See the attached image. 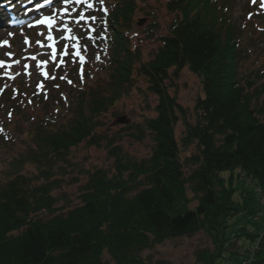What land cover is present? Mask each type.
I'll return each mask as SVG.
<instances>
[{"label":"trees","instance_id":"1","mask_svg":"<svg viewBox=\"0 0 264 264\" xmlns=\"http://www.w3.org/2000/svg\"><path fill=\"white\" fill-rule=\"evenodd\" d=\"M11 1L0 0L8 6L0 9V25L11 22L9 16L21 19L19 6ZM165 2L173 18L158 36L160 45L152 58L143 61L139 50L131 46L136 0H103L102 4L95 0L98 32L96 38L82 40L90 51L82 76L72 70L79 86L63 114L64 118L70 114V121L63 123L55 114L54 120L44 117L29 122L25 154L31 158L30 146L35 144L41 152L36 162L53 165L84 142L108 150L114 173L102 169L90 173L79 190V204L72 208L58 207L51 193L59 178L37 183L20 172L4 177L0 182V264H104L103 251L115 264H152L150 258L141 257L143 251L198 232L209 236L213 248L196 253L199 264H216L239 237L256 241L259 249L252 264H264V240L244 229L233 235L227 232L229 221L245 209L252 193H241V201L233 198V171L255 180L256 193L264 201V99L253 102L264 94V61L248 69L243 65L251 52L246 43H254V28L252 24L242 29L232 26L226 0ZM249 7L246 14L264 12L258 3ZM263 18L264 13L260 17L264 25ZM218 19L221 27L217 29ZM184 67L201 77L202 95L194 103V122L184 123L178 142L175 125L185 117V110L169 90ZM133 74L143 77L147 91L156 97L154 115L146 117L142 126L122 123L137 131L136 140L152 136L151 152L140 160L112 147L107 136L98 134L94 121L114 97L126 91ZM45 91V96L15 97L12 90L4 89L0 117L5 120L0 128L14 114L25 118L27 105H37V96L55 110L57 93ZM192 144L195 153L181 159V149ZM184 165L192 167L187 174ZM224 171L230 172L228 180L220 176ZM188 191L196 202L193 207Z\"/></svg>","mask_w":264,"mask_h":264},{"label":"rangeland","instance_id":"2","mask_svg":"<svg viewBox=\"0 0 264 264\" xmlns=\"http://www.w3.org/2000/svg\"><path fill=\"white\" fill-rule=\"evenodd\" d=\"M136 2L138 9L130 33L131 46L138 49L142 60L146 61L154 55L160 45L158 36L167 31V26L173 16L166 10L165 0H136ZM251 2L252 0H226L225 2L229 6L228 12L232 26L242 29L245 25L252 24L250 26L254 28L252 30L255 37L254 43H246L251 52L243 60L244 69L261 66L264 61V25L260 22V17L264 12L256 11L252 14H246L251 10L249 7ZM258 2L260 0H257L256 3ZM77 5L80 4L67 5L69 14H65L58 11L64 7L62 0L60 2L56 0L52 5H47V9L42 12L32 13L28 24L21 28H9L0 25V42L8 41V45H10L0 46V61L4 62V67H0V94L4 89H9L13 91L15 97L22 94L25 96L26 93H30L32 96L37 94L45 96L48 93L45 90L51 89L54 90L53 93L56 92L58 95L55 103L57 102L60 105L55 106L56 109L54 110V107H48L37 96L39 103L37 102V105L30 103L27 105L25 118L17 117L14 114L11 122L6 119L7 126L3 129L0 128L2 129L0 133H3L2 137L5 140L4 142L0 141V182L7 175L18 172L37 179V183H42L48 178H59L62 182L59 181L57 188L51 193L58 200L57 206L63 208H72L79 204V190L86 183L88 175L95 169L105 170L109 175L114 173L113 158L109 155L108 150L88 146L84 142L76 147H71L64 158L52 163L53 165H41L36 162L40 158L37 155L41 152L36 150L35 144L32 146H30L31 143L29 144L30 149L32 148L34 151L31 153V158L25 154L28 149L25 150L29 122L44 117L45 119L54 120L55 114L60 119L63 118L61 120L63 123L70 121L71 115L65 114L66 117L64 118L63 114L66 109L68 110L72 103L71 100L75 98L73 93L79 86L76 79L71 76L72 70L76 69V72L77 70L82 72L83 69L82 65L78 68V63H76V58H79L71 54L74 51L72 48V45L75 44L74 40L62 39L61 33L63 32L65 36H75L77 32L84 35L87 31L86 28H90V26L86 28L83 26L86 24V20L81 21V25L76 24L75 18L80 12H72V8L77 9L79 7ZM261 9L264 11V7H261ZM54 12L57 23L53 26L51 32L53 40H48L47 27L45 25L35 26V20L40 18L41 15H53ZM70 16V20L65 18ZM219 23L220 20L218 19L217 29L221 27ZM64 24L73 29L71 34L64 30ZM153 25L154 27L150 29ZM97 32L98 30L94 31V38H96ZM9 33H12V35H9ZM26 38L29 43H25ZM37 41L40 43H37ZM83 44L87 48L89 47L88 43L83 42ZM49 45L54 46L56 50L55 60L52 59L53 48ZM65 45L68 46L71 56L62 55L64 52L62 47ZM7 53H12V55L9 56ZM86 55L88 60L89 53H86ZM33 56L36 57L35 60L32 59ZM82 57L84 59V56ZM15 61H19V63H15ZM42 61H47V64H40L37 67ZM43 72L48 73L47 78L42 75ZM132 76L133 82L127 84L126 91L118 95L117 98L114 97L112 105L107 107L106 112L96 114L100 116L95 115L94 121L99 125L98 134L107 136L112 143V147H117L121 149V153L123 152L133 159L140 160L149 156L153 146L152 136L145 134L141 140H136L137 131L133 128L126 129L124 127L131 124L141 125L146 117L154 115L153 106L156 103V97L147 91V83L143 77L135 76V74ZM52 77H55V79H52ZM57 80L61 82L53 83ZM64 81L71 84V87L63 83ZM262 81H264V77ZM169 92L185 110V117H181L175 125V137L179 142L185 129L184 123H193L195 120L194 103L202 95L201 77L184 67L180 70L178 78L174 81V86ZM263 99L264 94H260L253 102L260 103ZM57 110L58 112H56ZM123 117L126 119L127 125L117 123V120ZM3 120L5 119L1 116L0 127ZM17 122H19L18 126ZM194 153L195 146L192 144L185 149H181V159H185ZM191 169L192 167L184 165L185 174ZM240 173L238 170L233 171L231 184L235 189L233 198L241 201L243 198L240 194L247 190L252 192L251 201L242 212L231 218L227 232L233 235L244 229L253 236L259 237V241L262 242L264 240V201H261V196L256 193V181L243 177ZM220 176L228 180L230 172H221ZM186 197L191 200L193 194L188 191ZM190 203L192 207L196 205L195 201L191 200ZM45 216L43 215V217ZM256 244V241L250 238H234L233 244L226 248L230 252L223 253L224 257L218 259L216 264H252V259L259 249ZM203 249H213L212 243L208 235L198 232L191 236L185 235L168 239L151 249L143 251L141 257L150 258L152 264L156 261H162L164 264H199L196 260V253ZM102 261L104 264H115L106 251H103Z\"/></svg>","mask_w":264,"mask_h":264},{"label":"snow or ice","instance_id":"3","mask_svg":"<svg viewBox=\"0 0 264 264\" xmlns=\"http://www.w3.org/2000/svg\"><path fill=\"white\" fill-rule=\"evenodd\" d=\"M57 2H60V0H57ZM256 2H257V0H252L253 4H255ZM32 3H33V0H22L21 7H23L26 12H33V11L39 10V9H41L43 7V5H41V4H35L34 7H28V5H30ZM44 3L48 4V5H52L53 4V0H44ZM62 3L64 5V7L60 8L58 11L61 12V13H65V14H69V9H68L67 5L72 4V3H75V4H87V6L89 8L93 7L92 3H89V0H62ZM100 3L102 4L103 0H100ZM260 6L264 7V0H260ZM75 11H76V9L73 7L72 8V12H75ZM54 15H55V12H54L53 15H47V16L41 15L40 18L35 20V26L45 25L47 27V30H48V33H49V35L47 37L48 40H53V36L51 35V32H52L53 26L57 23L56 19L54 18ZM87 18H90V19H93V20L95 19L94 16L93 17H87ZM87 18L85 17V14L83 12H80L78 14V16L76 17L75 22H76L77 25H80L81 21H85ZM30 26H32V25H30ZM63 28L69 34H71L72 31H73V29L70 28L67 24H64ZM9 35H12V33H9ZM61 38L62 39H67V40H76V39H78L77 37L72 36V35L65 36L63 34V32L61 33ZM25 43H29L27 38L25 39ZM37 43H40V42L37 41ZM0 46H10V45H8V41H3V42H0ZM49 47L53 48L52 59L55 60L56 59V50H55L54 46H52V45H49ZM72 48L76 49V51L74 53H72V54H74L81 61H83V57L80 54L79 45L78 44H73ZM7 55L11 56L12 53H7ZM62 55H64V56L70 55L67 45L64 46V52L62 53ZM32 59L35 60L36 57L33 56ZM15 63H19V61H15ZM61 63H63V61H61ZM40 64L46 65L47 61L40 62L37 65V67H39ZM0 67H4V62L3 61H0ZM9 67H10V65H9ZM42 75H44L46 78L48 77V73L47 72H43ZM52 79H55V77H52ZM69 83H71V81H69Z\"/></svg>","mask_w":264,"mask_h":264},{"label":"water","instance_id":"4","mask_svg":"<svg viewBox=\"0 0 264 264\" xmlns=\"http://www.w3.org/2000/svg\"><path fill=\"white\" fill-rule=\"evenodd\" d=\"M117 123H127L126 119L123 117V118H120L117 120Z\"/></svg>","mask_w":264,"mask_h":264}]
</instances>
